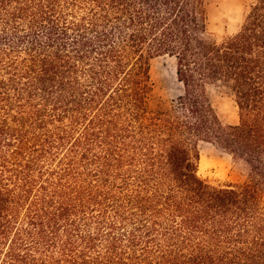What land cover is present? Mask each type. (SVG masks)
<instances>
[{"label":"trees","instance_id":"trees-1","mask_svg":"<svg viewBox=\"0 0 264 264\" xmlns=\"http://www.w3.org/2000/svg\"><path fill=\"white\" fill-rule=\"evenodd\" d=\"M0 0V264H264V0ZM182 93L149 105V62ZM227 88L223 125L207 87ZM247 181L197 174L199 144Z\"/></svg>","mask_w":264,"mask_h":264},{"label":"rangeland","instance_id":"rangeland-1","mask_svg":"<svg viewBox=\"0 0 264 264\" xmlns=\"http://www.w3.org/2000/svg\"><path fill=\"white\" fill-rule=\"evenodd\" d=\"M207 11V35L217 42L235 34L248 12L250 0H204ZM151 90L149 105L152 110L167 109L172 100L182 93L175 76V61L159 56L149 62ZM208 99L223 125L238 122L237 107L231 92L221 86L207 87ZM197 174L210 184H241L247 181V168L230 155L210 143L199 144ZM264 203V195H263Z\"/></svg>","mask_w":264,"mask_h":264}]
</instances>
